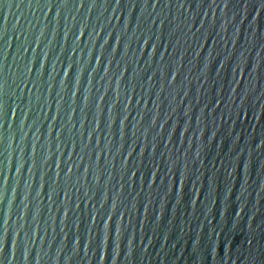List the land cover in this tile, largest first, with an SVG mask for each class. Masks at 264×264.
Segmentation results:
<instances>
[{
  "label": "water",
  "instance_id": "water-1",
  "mask_svg": "<svg viewBox=\"0 0 264 264\" xmlns=\"http://www.w3.org/2000/svg\"><path fill=\"white\" fill-rule=\"evenodd\" d=\"M0 264H264V0H0Z\"/></svg>",
  "mask_w": 264,
  "mask_h": 264
},
{
  "label": "snow or ice",
  "instance_id": "snow-or-ice-1",
  "mask_svg": "<svg viewBox=\"0 0 264 264\" xmlns=\"http://www.w3.org/2000/svg\"><path fill=\"white\" fill-rule=\"evenodd\" d=\"M116 2H117V3H119V2H120V0H116ZM156 2H158V0H156ZM80 3H81V5H83V3H84V0H80Z\"/></svg>",
  "mask_w": 264,
  "mask_h": 264
}]
</instances>
